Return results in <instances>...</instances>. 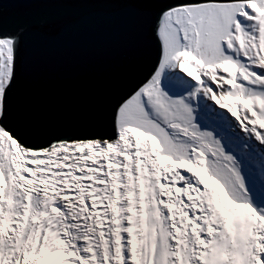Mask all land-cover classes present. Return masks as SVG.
Wrapping results in <instances>:
<instances>
[{
    "label": "snow or ice",
    "instance_id": "1",
    "mask_svg": "<svg viewBox=\"0 0 264 264\" xmlns=\"http://www.w3.org/2000/svg\"><path fill=\"white\" fill-rule=\"evenodd\" d=\"M154 34L113 135L33 144L0 32V264H264V0H172Z\"/></svg>",
    "mask_w": 264,
    "mask_h": 264
},
{
    "label": "water",
    "instance_id": "2",
    "mask_svg": "<svg viewBox=\"0 0 264 264\" xmlns=\"http://www.w3.org/2000/svg\"><path fill=\"white\" fill-rule=\"evenodd\" d=\"M172 0H0V32L19 40L8 121L33 144L113 135L117 106L158 58Z\"/></svg>",
    "mask_w": 264,
    "mask_h": 264
},
{
    "label": "rangeland",
    "instance_id": "3",
    "mask_svg": "<svg viewBox=\"0 0 264 264\" xmlns=\"http://www.w3.org/2000/svg\"><path fill=\"white\" fill-rule=\"evenodd\" d=\"M214 103V102H213ZM210 130V129H209Z\"/></svg>",
    "mask_w": 264,
    "mask_h": 264
}]
</instances>
